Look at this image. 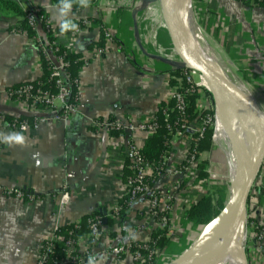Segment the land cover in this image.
<instances>
[{"label":"crops","instance_id":"0c3cea01","mask_svg":"<svg viewBox=\"0 0 264 264\" xmlns=\"http://www.w3.org/2000/svg\"><path fill=\"white\" fill-rule=\"evenodd\" d=\"M20 5L25 11L41 8L38 36L47 38V31L51 32L57 45L81 53L87 61L78 75L76 111L68 117H55L61 109L58 101L51 109L12 98L10 86L40 76V56L36 41L20 26L21 17L0 14V132L21 131L8 126L5 116L28 115L33 121L24 132L25 146L0 144V185L27 192L22 198L0 196V264H36L42 244L56 227L77 223L95 210L103 215L102 209L105 222L99 238L77 240L78 264H86L89 255L101 256L98 264H131L123 245L148 239L161 223L147 196L133 200L122 216L111 215L125 195V157L120 139L92 122L108 117L147 120L170 97V72L177 62L159 0H96L87 9L73 11L80 29L66 36L59 34L55 4L50 0H20ZM192 14L202 30L200 46L264 110V1L192 0ZM84 21L88 23L81 25ZM101 28L110 39H105L104 53L96 54L95 46L89 45L98 40ZM204 98L201 91L199 110L207 107ZM192 125L197 127L198 122ZM144 139V134H136L139 145ZM189 145L187 135L170 138L164 175L154 182L155 188L170 196L167 246L188 231L189 237L198 236L201 227L185 212L202 195L200 186L212 182L207 158L205 180L182 169ZM213 149L210 146L201 154L211 152L212 168L220 172L221 152ZM260 177L263 183L253 189L247 209H253L249 223L264 229V166ZM62 185L70 193L66 204L57 197ZM126 225L135 239L128 238ZM250 228L254 237L255 226ZM247 257L250 264H264V251L255 247Z\"/></svg>","mask_w":264,"mask_h":264},{"label":"built area","instance_id":"2783aa9c","mask_svg":"<svg viewBox=\"0 0 264 264\" xmlns=\"http://www.w3.org/2000/svg\"><path fill=\"white\" fill-rule=\"evenodd\" d=\"M242 2L249 1V0H240ZM257 1H264V0H257ZM28 25L32 28L33 31H35L36 35L33 36L34 40L37 43L38 51L42 52L45 57L49 60L51 64L52 73L51 75L54 78L55 85L57 88V91L55 93L49 92L47 89H42L40 86H34L30 83V81L24 82L23 85L17 87V88H8V94L17 100H21L27 103H30L31 105H43L46 107H49L53 109L55 107V101H58L60 103V114L56 115L55 117H68L70 114L76 111V102H70L69 100V81H67V75L65 73V66L66 62L63 60V56H66L69 51L66 49V52L63 54L59 53V45H57L54 41L48 40V38L40 37L37 35L38 27L40 24V21L42 20V10L39 7H34L29 10H27L26 16H25ZM88 22L84 21L81 22V25H86ZM80 29V26H79ZM199 33L202 34V30L199 28ZM105 39L109 38L110 36L108 33L105 32L104 34ZM200 37V34L198 35ZM96 54H103L105 51V48L101 47H95L94 48ZM173 55L176 59V64L174 65V68L180 69V75L178 76H171L173 80H175V83L172 85L171 94L169 98H172L175 101L176 108L180 111L184 110L185 108V92H194L197 87H202L201 85H205L203 83L202 76L191 69H188L182 65L181 60L179 59L177 53L172 48ZM40 56V53H39ZM198 78V80H196ZM206 87V86H205ZM198 91L201 93V90L198 89ZM166 110V109H165ZM164 112L165 117L168 116L166 111ZM5 121V120H4ZM198 122L197 127H194L192 121L189 124H182L180 128H176L175 131H172V127L167 124L168 133L170 134V138L173 135H186L185 132H188L187 135L190 139L191 144V138L190 134L194 132H198V137H202L203 133L205 132L206 125H210L213 122V118L209 114H204L203 117H200L199 119H196ZM8 126L18 128L22 130V128H27L29 123L27 121H23L19 124H9L7 121H5ZM179 121H175V124L178 125ZM92 124L101 129H107L108 131L115 130L119 131V134L117 137L120 139L121 149L123 150L125 161H126V167L131 171L130 175L126 176L124 179V188H125V195L129 196L130 201L132 202L139 196H147L149 201V206L153 210L157 207H162L163 209H167L169 207L170 202V196L162 192L161 190L157 189L153 185H150V183L147 181L148 176H151L155 178L156 181L158 178L162 177L165 172V162L164 158L166 156H163V161L156 162V161H148L146 158H144L141 154V145L136 141V134L142 133L145 135V138L152 135L153 132H155L158 128L157 123L154 119V116L147 120H140V121H128V120H121L116 119L113 117L108 118H95L92 122ZM169 138V140H170ZM213 138V134L211 137V141ZM169 143V142H168ZM167 152V151H166ZM199 160H206V157L200 156L198 157ZM193 155H191V159H186V164L181 165L182 169L189 171L192 175L196 176V171L194 168V165L196 163V160ZM193 165V167H191ZM264 166V165H263ZM263 166L260 170L263 171ZM194 169V172H193ZM189 172H186L187 174H190ZM154 181V182H155ZM263 179L260 177V173L258 175V178L255 182L256 185H262ZM27 195V192L22 189H18L15 187H7L0 185V196L6 195V196H13L16 198H22L24 195ZM59 203L66 204L70 200V193L66 189V186L62 185L61 189L57 195ZM67 197V200L65 199ZM249 205V204H248ZM247 205V207H248ZM119 206L115 205L112 208L111 215H115L118 213ZM166 222V218L162 219V222L160 226H164ZM103 223V215L96 214L89 218V224H90V232L88 233L87 237L90 238L93 242L96 241L99 238L100 230ZM251 226H255L256 224L250 223ZM57 227L54 230V233L52 234L51 238H49L48 244H42L40 253L38 255L36 264H46L47 260V254L50 252L53 248V242L56 240L61 239V237H57L55 235ZM254 237L256 239V246L255 249L260 252L261 250L264 251V229H261L259 232H256L254 234ZM150 239H146L144 241H137L133 245L130 244V242H127L125 245V252L129 253L131 256V264H142L143 262V254L141 250H148V241ZM77 243V242H76ZM67 256L64 261H54L53 264H64L67 260H71L73 262H79L81 259L80 254L74 256L71 255L72 251L76 250V247L72 242H67ZM130 248L132 250H130ZM164 252V251H163ZM163 252L157 254V260L156 264H158V261L160 259L161 254ZM250 264V262H249Z\"/></svg>","mask_w":264,"mask_h":264},{"label":"trees","instance_id":"16d2710c","mask_svg":"<svg viewBox=\"0 0 264 264\" xmlns=\"http://www.w3.org/2000/svg\"><path fill=\"white\" fill-rule=\"evenodd\" d=\"M53 4H57V0H50ZM96 0H91V4L94 3ZM248 1H245L247 3ZM80 9L77 7L73 8V11H79ZM27 11L23 10L20 5V0H0V14L6 16H18L21 17L20 26L21 28L26 31L28 35L31 37L35 36V31L28 25L27 20L25 18ZM105 31L103 28L99 31V38L96 42L91 43L89 47H101L105 48ZM47 38L50 41L54 40V37L51 35V32L47 31ZM59 53L63 54L66 52V48L63 46H59ZM40 53V66H41V74L36 79L31 80L30 83L34 86H40L42 89H47L51 93H55L57 91L55 81L53 76L51 75L52 69L49 60L45 57L42 52ZM63 60L66 62L65 66V73L67 75V81H69V100L70 102H76L78 96V75L80 68L85 64L87 61L83 58L82 54L79 52H70L66 56H63ZM171 76H178L180 75V69L174 68L171 70ZM171 85L175 83V80L171 77ZM24 82L15 84L10 86L9 88H17L23 85ZM197 87L194 92H185V108L184 110L180 111L176 108L175 101L172 98H168L162 101L155 114L154 119L157 123V130L153 132L152 135L146 137L144 142L141 146V154L144 158L148 161H156L162 162L163 156L168 151V142L170 138V134L168 133L167 124L172 127V131H175L176 128H180L182 124H189L192 121L203 117L204 114H209L213 118V111L209 110H199L197 107V101L200 97V92ZM166 109V110H165ZM166 111L168 116L165 117L164 112ZM4 120L7 121L9 124L15 122V124H19L23 121H27L28 123H33L32 117L28 115H18V116H5ZM175 121H179L178 125L175 124ZM111 135L117 136L119 131L111 130L109 131ZM188 135V132H185ZM213 134V126L212 124L206 125L205 132L203 133L202 137H198V132H194L190 134L191 144L189 145L188 152L186 155L185 160L182 162V165L186 164V159H191V155L194 156L195 159H198L200 154L203 151H206L211 146V137ZM126 162V161H125ZM207 164L206 160H196L194 165L196 171V179L198 180H205L208 176L207 172ZM264 165V164H263ZM131 171L126 167V163L124 166L122 177L125 179L126 176L130 175ZM155 178L148 176L147 181L150 185L154 184ZM252 188L251 194L249 196L248 204L250 202V197L252 195L253 189ZM131 201L129 196L124 195L118 199V206L119 210L118 213L122 216L125 213V210L128 209L131 205ZM223 201L219 198L217 204L213 202L212 197L210 194H203L198 199L190 204V206L186 209V216L190 219H193L198 223L200 227L204 226L208 221H210L223 207ZM158 216V221L162 222V218H166L165 225L158 226L154 228L150 234L148 243V250H141L143 254V262L142 264H156L157 254L163 252L166 247L167 243L170 239V236L167 234V209H163L162 207H157L154 209ZM99 214L98 210L85 215L82 217L80 221L77 223H69L60 225L57 227L55 231V235L61 237V239L56 240L53 242V248L47 254L46 264H53L54 261H64L67 256V242H72L76 247L77 240L82 236H87L90 232V224L89 218L92 216ZM251 218L248 217V221ZM107 223H110V219L107 218ZM103 225V223H102ZM263 227L256 223L255 231L259 232ZM131 245H133L137 241H129ZM44 244H48V241H45ZM126 245H123V250H125ZM130 250H132L130 248ZM71 255H78L77 248L75 251L71 252ZM64 264H78V262H73L70 259L67 260Z\"/></svg>","mask_w":264,"mask_h":264},{"label":"water","instance_id":"95a60500","mask_svg":"<svg viewBox=\"0 0 264 264\" xmlns=\"http://www.w3.org/2000/svg\"><path fill=\"white\" fill-rule=\"evenodd\" d=\"M176 3L177 0H159L172 47L181 60L182 65L198 72L202 76L206 88L215 98L217 105L218 100L222 99L236 109L239 114L246 113L250 116L256 129L257 141L250 168L238 182L235 191L234 189L232 190L222 209L202 227L198 236L189 247L166 263L191 264L200 259L207 249L223 237L233 220H236L242 228L247 213L249 196L264 164V110L253 97L226 75L206 50L195 41L196 45H194L186 32L184 23L177 18ZM217 111L218 106L216 107V113ZM225 128L230 138L234 139L230 126L226 124ZM101 213L104 215L105 210L102 209ZM104 222L105 217L103 216Z\"/></svg>","mask_w":264,"mask_h":264},{"label":"bare ground","instance_id":"6f19581e","mask_svg":"<svg viewBox=\"0 0 264 264\" xmlns=\"http://www.w3.org/2000/svg\"><path fill=\"white\" fill-rule=\"evenodd\" d=\"M185 4V0H177L176 15L184 23L186 32L194 45H196L195 40H193V37L189 33V23L185 16ZM203 83H205L204 79ZM217 106L218 111L214 120L215 128L212 143L229 154L233 174L232 185H234L233 189L235 191L238 182L252 164L257 145L256 129L248 114H239L236 109L222 99L218 100ZM226 124L230 126L234 139H231L229 133L226 131ZM241 229L240 224L236 220H233L223 237L207 249L200 259L191 264H243Z\"/></svg>","mask_w":264,"mask_h":264},{"label":"rangeland","instance_id":"374dc122","mask_svg":"<svg viewBox=\"0 0 264 264\" xmlns=\"http://www.w3.org/2000/svg\"><path fill=\"white\" fill-rule=\"evenodd\" d=\"M185 1H186L185 16H186V19L189 23V33L193 37V39L195 38L194 39L195 42L200 45V43L203 42V34L199 33V30H198L199 27L197 26L196 21L193 18L194 15L192 14V0H185ZM199 34H200V37H198ZM196 80H198V78H196ZM201 86L202 87L200 90L205 93V98H204L205 103L203 104V106H207L205 108L203 107V110L213 111V114H214L213 115V122H212L213 134H214V128H215L214 120H215V116H216L217 103L215 101V98L212 96L210 91L205 87V85L203 84ZM212 140H213V138H212ZM212 148L215 149V150L213 149L214 151H216L218 149L221 152V154H219V155H221V158H217V161L222 160L223 166L220 167V172L213 170V168H212L213 162L210 159L211 158L210 157L211 152L203 154V156L206 157L207 161L209 162L208 170H210V172L212 173V179H211L212 182L211 183L205 182L206 186H200V189L202 191V195L206 194V193L210 194L214 203L217 204V201L220 198L223 201V204H225V202L229 198V196L233 190V187H234V185H232L233 174H232V170H231V159L229 157V154L226 153V151H222L218 146L213 145V143L211 141V149ZM216 152H218V151H216ZM218 159H220V160H218ZM213 175H215V177ZM252 210H250L249 208L247 209L246 217L244 219V222L242 224V229H241V231H242L241 248H242L243 256H244V264H249V259L247 257L248 252L250 251V249L252 247L256 246V239L252 235L253 233L251 231L250 223L248 221V217H249V215L251 216ZM252 216H254V215H252ZM255 219H256V217H255ZM202 227H201V229H202ZM253 231H254V233L256 232L255 230H253ZM176 239L177 238H174L173 240H176ZM195 239H196L195 237L194 238L189 237V231H188V235H187V232L182 234L179 241H177V242L171 241L168 244L167 249H165L163 254H161L160 259L158 261V264H166L170 260L177 257L187 247H189Z\"/></svg>","mask_w":264,"mask_h":264},{"label":"clouds","instance_id":"9594fccd","mask_svg":"<svg viewBox=\"0 0 264 264\" xmlns=\"http://www.w3.org/2000/svg\"><path fill=\"white\" fill-rule=\"evenodd\" d=\"M91 6V0H57L55 5L56 9V21L59 28V34L66 36L68 33H75L79 31V25L74 22L73 8L87 9ZM71 46V45H69ZM27 128H22L18 132L2 133L0 132V144H5L8 147L25 146L27 143V137L24 132ZM67 200V197H65ZM124 231L129 233V239H135V232L129 227L125 226ZM102 257L98 255H89L87 257L86 264H98V261H102Z\"/></svg>","mask_w":264,"mask_h":264}]
</instances>
